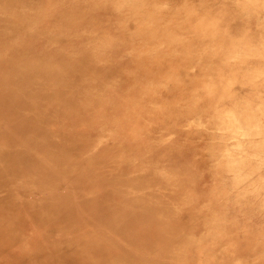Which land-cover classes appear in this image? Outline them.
I'll return each mask as SVG.
<instances>
[{
	"label": "rangeland",
	"instance_id": "obj_1",
	"mask_svg": "<svg viewBox=\"0 0 264 264\" xmlns=\"http://www.w3.org/2000/svg\"><path fill=\"white\" fill-rule=\"evenodd\" d=\"M60 13L73 17L50 23ZM2 28L18 39L3 50V89L28 91V66L43 81V56L51 59L48 66H69L67 78H76L61 85L68 94L52 91L57 81L43 87L38 105L42 116L54 117L48 127L61 134L65 163L79 153L92 159L87 181L58 196L74 198L73 218L85 225L78 228H98L88 214L112 196L138 198L125 185L127 176L142 170L157 186L156 170L170 177V186L156 189L169 205L191 199L181 233L196 238L195 264H213L202 263L204 257L225 247L234 264L258 261L264 247V0H21L0 6ZM13 45L21 58L10 54ZM82 61L87 69H80ZM20 97L10 102L34 123L40 110L31 111ZM175 167L191 192L170 175ZM7 192L16 194V183L0 187V200Z\"/></svg>",
	"mask_w": 264,
	"mask_h": 264
},
{
	"label": "bare ground",
	"instance_id": "obj_2",
	"mask_svg": "<svg viewBox=\"0 0 264 264\" xmlns=\"http://www.w3.org/2000/svg\"><path fill=\"white\" fill-rule=\"evenodd\" d=\"M20 1L0 0V6L8 7ZM51 2L40 0L45 4ZM72 17L56 14L53 17L55 20L52 19L50 23L62 24ZM2 32L3 28L0 29V69L8 60L3 50L9 41L13 40L12 44L18 41L17 35L9 37ZM15 49L16 45H13L10 54L15 59L21 58L22 53ZM50 62L49 57H40L38 66L45 69L43 81L34 75L36 66L27 67L24 73L29 78L28 91L23 88L12 91L3 89L6 78L0 70V187L8 188V184L14 182L17 193L21 190L20 195L7 192L0 200V264H195V256H191V252L194 247L197 249L196 238L193 232L181 233L191 217V199L189 202L186 198L178 201V208L169 205L156 189L157 186H170V177L156 170L152 171L155 176L153 181L158 177L157 186L151 185L152 180L142 170L126 177L125 185L130 191L135 190L140 194L135 201L129 202L131 197L125 194L128 201L112 196L109 203L100 209H91L89 214L81 209V213L88 214L92 221L101 225L91 232L78 228L85 229V225L73 218L74 198L67 193H63V199L58 198L59 192L66 187H78L81 185L79 183L87 181L94 169L92 159L83 158L84 154L80 153L76 154L71 164L65 163V152L58 147L61 134L48 127V124H53L54 117L41 115L38 100L46 94L43 87L57 81L60 85L53 83L56 87L51 85L52 91L68 94L66 88L61 90V85L71 86L77 82L75 77L67 78L69 66L60 63L48 66ZM87 66L82 61L79 67L82 70ZM21 95L31 111L40 110L34 123L30 122L29 117L19 114L17 106L10 102V97ZM44 107L52 110L48 104ZM65 174H68L67 178ZM170 175L177 176L179 181L176 182L187 185L191 192L186 177L176 167ZM75 206L82 205L76 202ZM118 210L121 216H115ZM32 229L36 231L35 234H29ZM231 250L225 247L217 256H205L202 263L234 264L230 260ZM256 253V263L242 264H264V247Z\"/></svg>",
	"mask_w": 264,
	"mask_h": 264
}]
</instances>
